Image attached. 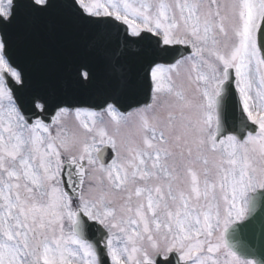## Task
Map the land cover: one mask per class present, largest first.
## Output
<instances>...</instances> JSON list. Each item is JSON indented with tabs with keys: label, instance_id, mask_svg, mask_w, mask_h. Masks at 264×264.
Wrapping results in <instances>:
<instances>
[{
	"label": "snow or ice",
	"instance_id": "6c2138e0",
	"mask_svg": "<svg viewBox=\"0 0 264 264\" xmlns=\"http://www.w3.org/2000/svg\"><path fill=\"white\" fill-rule=\"evenodd\" d=\"M55 8L92 28L111 76L71 142L73 109L7 39L18 13ZM129 46L150 50L142 78L122 70ZM73 81L89 88V67ZM139 88L150 102L122 111ZM230 228L258 255L241 234L264 236V0H0V264H256Z\"/></svg>",
	"mask_w": 264,
	"mask_h": 264
},
{
	"label": "water",
	"instance_id": "95a60500",
	"mask_svg": "<svg viewBox=\"0 0 264 264\" xmlns=\"http://www.w3.org/2000/svg\"><path fill=\"white\" fill-rule=\"evenodd\" d=\"M52 12H54V10H53ZM100 88H101L102 90L106 88V87H104V86L102 85V82H100ZM133 92H135V91H126V92H124L123 94H125V95H129L130 93H133ZM54 93H55V91L51 92L52 95H53ZM104 93H105V92H103L102 94L104 95ZM95 98L98 99V100H100V98H99L98 96H96ZM144 100H145V99H144ZM144 100L141 101V102H144ZM141 102H140V103H141ZM121 104H125V98H123V97H121ZM134 105H136V103H135V104H131V105H129L128 107H131V106H134ZM122 109H123V108H122ZM230 232L233 233V230H231ZM234 239H235V238H234ZM241 239H242V240H245V241H248V242H250L252 245L255 246L258 255H251L250 257H251L252 259H254V260H257V258H258V259H261L262 264H264V236H261V234H260V232H259V229H257L255 232H245V233H242V234H241ZM228 241L230 242V245H231V246L235 245L234 243H232V242L230 241V239H228ZM239 252H242V251H239ZM244 255L249 256V255L246 254L245 252H244Z\"/></svg>",
	"mask_w": 264,
	"mask_h": 264
},
{
	"label": "rangeland",
	"instance_id": "374dc122",
	"mask_svg": "<svg viewBox=\"0 0 264 264\" xmlns=\"http://www.w3.org/2000/svg\"><path fill=\"white\" fill-rule=\"evenodd\" d=\"M84 111V110H82ZM70 124H71V128L68 129V131L66 133H68L69 137H70V140L72 139L73 137V134L78 132V125H77V122L75 121V117H74V111L72 114H70L68 120H67Z\"/></svg>",
	"mask_w": 264,
	"mask_h": 264
}]
</instances>
